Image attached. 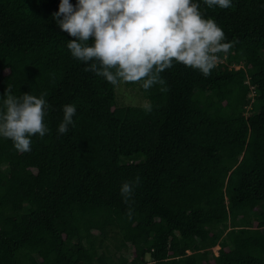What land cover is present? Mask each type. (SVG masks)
Returning a JSON list of instances; mask_svg holds the SVG:
<instances>
[{
  "label": "trees",
  "instance_id": "trees-1",
  "mask_svg": "<svg viewBox=\"0 0 264 264\" xmlns=\"http://www.w3.org/2000/svg\"><path fill=\"white\" fill-rule=\"evenodd\" d=\"M59 2L0 0V96H43L49 129L29 152L0 138V264H264V0L201 4L231 47L147 90L85 71Z\"/></svg>",
  "mask_w": 264,
  "mask_h": 264
},
{
  "label": "clouds",
  "instance_id": "clouds-1",
  "mask_svg": "<svg viewBox=\"0 0 264 264\" xmlns=\"http://www.w3.org/2000/svg\"><path fill=\"white\" fill-rule=\"evenodd\" d=\"M207 8L228 9L233 0H60L52 20L70 39L71 56L112 85L141 82L147 90L159 81V73L174 63L208 75L227 52L223 30L214 19L204 18ZM47 102L43 96L11 94L0 96V138L10 140L19 152L31 151L32 137L43 138L49 131L44 123ZM58 135L73 125L76 106L62 107ZM138 179V178H137ZM132 192L123 182L122 195Z\"/></svg>",
  "mask_w": 264,
  "mask_h": 264
},
{
  "label": "rangeland",
  "instance_id": "rangeland-1",
  "mask_svg": "<svg viewBox=\"0 0 264 264\" xmlns=\"http://www.w3.org/2000/svg\"><path fill=\"white\" fill-rule=\"evenodd\" d=\"M117 103L119 106H144L146 101L141 97L138 90L122 84L116 90ZM146 259L149 260L148 257Z\"/></svg>",
  "mask_w": 264,
  "mask_h": 264
}]
</instances>
